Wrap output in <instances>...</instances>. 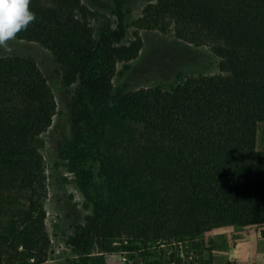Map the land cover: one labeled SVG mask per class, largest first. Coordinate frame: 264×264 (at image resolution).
Instances as JSON below:
<instances>
[{
  "label": "trees",
  "instance_id": "trees-1",
  "mask_svg": "<svg viewBox=\"0 0 264 264\" xmlns=\"http://www.w3.org/2000/svg\"><path fill=\"white\" fill-rule=\"evenodd\" d=\"M112 1L115 22L98 38L91 24L97 12L82 0H30L36 18L16 37L49 50L64 83L79 84L70 102L73 139H89L106 203L70 239L77 264H89L96 246L114 251L112 240L124 236L139 239L119 250L135 264H159L151 249L158 242H191L202 254L213 249L214 231L264 226V148L257 146L264 125V0L150 3L136 29L173 31L208 46L219 72L169 90L116 93L117 65L135 59L143 42L138 31L124 42L128 0ZM55 115L37 62L0 56V264H48L40 137Z\"/></svg>",
  "mask_w": 264,
  "mask_h": 264
},
{
  "label": "rangeland",
  "instance_id": "rangeland-1",
  "mask_svg": "<svg viewBox=\"0 0 264 264\" xmlns=\"http://www.w3.org/2000/svg\"><path fill=\"white\" fill-rule=\"evenodd\" d=\"M97 18L91 21L95 36H100L106 23L115 22L112 0H82ZM156 0H128V32L124 40L130 43L138 31L143 46L139 55L128 62H120L113 79L115 93L136 91L142 88L169 90L188 77L213 76L219 72V58L208 46H196L178 38L173 31L137 30L135 22L143 10ZM115 26V24H113ZM12 52L0 49V56H21L34 59L44 73L56 102V115L51 127L40 137V151L43 156L46 186L44 207L47 212L46 228L51 240L48 264H77L78 256L73 253L70 239L85 225L88 217L98 208L105 206L106 194L102 190L99 176V162L87 142L76 143L73 139L70 102L79 84L67 86L62 70L52 53L35 42L9 41ZM89 105L90 100L87 98ZM92 106V105H91ZM258 148H264V125L258 134ZM233 231L223 228L214 231L215 244L211 251L202 254L191 242H158L153 246V258L159 264H227L230 252L241 239ZM231 232V233H230ZM124 236L112 240L114 251L100 253L93 249L89 264H135L133 255L119 251L122 246L139 244V239ZM119 248V249H118ZM32 263V261H30ZM206 264V263H205Z\"/></svg>",
  "mask_w": 264,
  "mask_h": 264
},
{
  "label": "clouds",
  "instance_id": "clouds-1",
  "mask_svg": "<svg viewBox=\"0 0 264 264\" xmlns=\"http://www.w3.org/2000/svg\"><path fill=\"white\" fill-rule=\"evenodd\" d=\"M35 18L30 0H0V49L10 54L9 41L15 40Z\"/></svg>",
  "mask_w": 264,
  "mask_h": 264
},
{
  "label": "crops",
  "instance_id": "crops-1",
  "mask_svg": "<svg viewBox=\"0 0 264 264\" xmlns=\"http://www.w3.org/2000/svg\"><path fill=\"white\" fill-rule=\"evenodd\" d=\"M229 229L233 231L234 228L229 227ZM236 235L243 239L232 248L231 261L264 264V226L237 227Z\"/></svg>",
  "mask_w": 264,
  "mask_h": 264
}]
</instances>
